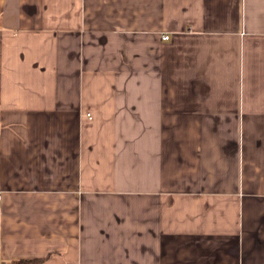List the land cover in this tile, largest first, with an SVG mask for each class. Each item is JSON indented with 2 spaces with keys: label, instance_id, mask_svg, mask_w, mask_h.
<instances>
[{
  "label": "crops",
  "instance_id": "crops-1",
  "mask_svg": "<svg viewBox=\"0 0 264 264\" xmlns=\"http://www.w3.org/2000/svg\"><path fill=\"white\" fill-rule=\"evenodd\" d=\"M0 198L1 264H264V0H0Z\"/></svg>",
  "mask_w": 264,
  "mask_h": 264
},
{
  "label": "trees",
  "instance_id": "trees-1",
  "mask_svg": "<svg viewBox=\"0 0 264 264\" xmlns=\"http://www.w3.org/2000/svg\"><path fill=\"white\" fill-rule=\"evenodd\" d=\"M44 260H38V259H32V260H21L16 263H10V264H42ZM1 264V259H0Z\"/></svg>",
  "mask_w": 264,
  "mask_h": 264
},
{
  "label": "built area",
  "instance_id": "built-area-1",
  "mask_svg": "<svg viewBox=\"0 0 264 264\" xmlns=\"http://www.w3.org/2000/svg\"><path fill=\"white\" fill-rule=\"evenodd\" d=\"M164 39H165V40H169V39H170V36L165 35V36H164ZM0 201H1V198H0Z\"/></svg>",
  "mask_w": 264,
  "mask_h": 264
}]
</instances>
